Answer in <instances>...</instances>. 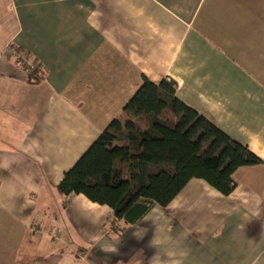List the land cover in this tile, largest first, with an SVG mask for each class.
<instances>
[{"label":"crops","instance_id":"0c3cea01","mask_svg":"<svg viewBox=\"0 0 264 264\" xmlns=\"http://www.w3.org/2000/svg\"><path fill=\"white\" fill-rule=\"evenodd\" d=\"M144 78L175 81L263 162L239 167L228 195L193 178L129 224L57 186ZM159 212L186 235V264H264V0H0V260L67 228L92 245L75 254L86 264H149Z\"/></svg>","mask_w":264,"mask_h":264},{"label":"trees","instance_id":"16d2710c","mask_svg":"<svg viewBox=\"0 0 264 264\" xmlns=\"http://www.w3.org/2000/svg\"><path fill=\"white\" fill-rule=\"evenodd\" d=\"M39 71L36 65L32 73L39 76ZM123 116L113 119L64 173L57 191L108 205L115 219L129 224L153 203L165 208L193 178L228 195L239 167L263 162L248 145L179 99L173 80L144 78Z\"/></svg>","mask_w":264,"mask_h":264},{"label":"rangeland","instance_id":"374dc122","mask_svg":"<svg viewBox=\"0 0 264 264\" xmlns=\"http://www.w3.org/2000/svg\"><path fill=\"white\" fill-rule=\"evenodd\" d=\"M21 56H23L21 57L23 63V59H29L25 53L21 54ZM52 234L53 238L46 245L42 243L41 248H38L39 245H26L25 249H21L22 251H19V249L15 251L16 254L13 251H3L5 262L0 260V264L7 262H10V264H43L44 262L55 264L57 262L56 259H60L63 256L75 258L74 260L80 262V264H86V262L80 260L81 257L75 255L80 254V256H83L92 247L82 234L79 235L73 229L68 230L67 228H64L61 232L56 229V232Z\"/></svg>","mask_w":264,"mask_h":264},{"label":"clouds","instance_id":"9594fccd","mask_svg":"<svg viewBox=\"0 0 264 264\" xmlns=\"http://www.w3.org/2000/svg\"><path fill=\"white\" fill-rule=\"evenodd\" d=\"M168 207L171 209L173 206L169 204ZM145 222L150 223L154 229L149 246L157 249L149 264H186L189 251L181 246L186 235L184 233L173 235L168 220L162 212L149 213L145 217Z\"/></svg>","mask_w":264,"mask_h":264},{"label":"built area","instance_id":"2783aa9c","mask_svg":"<svg viewBox=\"0 0 264 264\" xmlns=\"http://www.w3.org/2000/svg\"><path fill=\"white\" fill-rule=\"evenodd\" d=\"M13 52L15 53V51H13ZM21 57H23V56H21ZM23 60H24L26 66H27L28 68H30L31 70H34V69H35V67H36V64H35V63L33 64V62L28 61V60H26V59H23ZM30 62H31V63H30Z\"/></svg>","mask_w":264,"mask_h":264}]
</instances>
